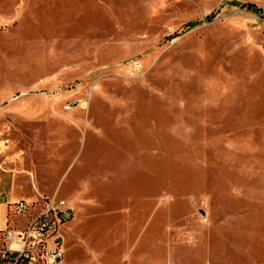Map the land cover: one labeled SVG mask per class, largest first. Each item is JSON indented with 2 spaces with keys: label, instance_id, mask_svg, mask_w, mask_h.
Wrapping results in <instances>:
<instances>
[{
  "label": "rangeland",
  "instance_id": "rangeland-1",
  "mask_svg": "<svg viewBox=\"0 0 264 264\" xmlns=\"http://www.w3.org/2000/svg\"><path fill=\"white\" fill-rule=\"evenodd\" d=\"M0 161L63 264H264V0H0Z\"/></svg>",
  "mask_w": 264,
  "mask_h": 264
},
{
  "label": "built area",
  "instance_id": "built-area-1",
  "mask_svg": "<svg viewBox=\"0 0 264 264\" xmlns=\"http://www.w3.org/2000/svg\"><path fill=\"white\" fill-rule=\"evenodd\" d=\"M74 212L58 192L8 203L6 212L0 209V264H63L65 226Z\"/></svg>",
  "mask_w": 264,
  "mask_h": 264
},
{
  "label": "crops",
  "instance_id": "crops-1",
  "mask_svg": "<svg viewBox=\"0 0 264 264\" xmlns=\"http://www.w3.org/2000/svg\"><path fill=\"white\" fill-rule=\"evenodd\" d=\"M14 184L15 178L12 170L0 161V209L3 212L7 211L8 203H14L21 199L26 200L16 192Z\"/></svg>",
  "mask_w": 264,
  "mask_h": 264
},
{
  "label": "trees",
  "instance_id": "trees-1",
  "mask_svg": "<svg viewBox=\"0 0 264 264\" xmlns=\"http://www.w3.org/2000/svg\"><path fill=\"white\" fill-rule=\"evenodd\" d=\"M248 7H251L252 5H247ZM243 7H245V6H243Z\"/></svg>",
  "mask_w": 264,
  "mask_h": 264
}]
</instances>
